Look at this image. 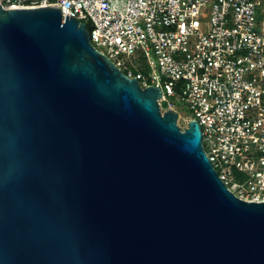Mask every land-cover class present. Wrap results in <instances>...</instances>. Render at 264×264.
I'll use <instances>...</instances> for the list:
<instances>
[{"label":"water","instance_id":"water-1","mask_svg":"<svg viewBox=\"0 0 264 264\" xmlns=\"http://www.w3.org/2000/svg\"><path fill=\"white\" fill-rule=\"evenodd\" d=\"M57 7H0V264H264V201L218 178Z\"/></svg>","mask_w":264,"mask_h":264},{"label":"built area","instance_id":"built-area-1","mask_svg":"<svg viewBox=\"0 0 264 264\" xmlns=\"http://www.w3.org/2000/svg\"><path fill=\"white\" fill-rule=\"evenodd\" d=\"M49 6L88 25L93 47L141 88L158 87L160 112L175 111L179 96L218 178L236 197L264 201V0L258 22L256 0H0ZM136 50L148 74L112 59Z\"/></svg>","mask_w":264,"mask_h":264},{"label":"rangeland","instance_id":"rangeland-1","mask_svg":"<svg viewBox=\"0 0 264 264\" xmlns=\"http://www.w3.org/2000/svg\"><path fill=\"white\" fill-rule=\"evenodd\" d=\"M256 15H255V22H258L262 18V0H256ZM201 24H203V21L201 20ZM87 29L89 28L88 25H86ZM113 60L119 59L123 66L128 65L130 67H133L134 65L139 66V70L143 72L144 74H148L150 69L147 65L146 59L143 56V53L141 50H136L132 55L126 56V55H120L118 57H113ZM170 100L173 103V109L179 114L177 115L176 123L178 126L183 127L185 125V120L192 117V114L189 110V107L186 103H184L182 100H180L179 96L170 97ZM185 127V126H184ZM205 150H208V145L204 144ZM244 176H236L234 180H244Z\"/></svg>","mask_w":264,"mask_h":264}]
</instances>
